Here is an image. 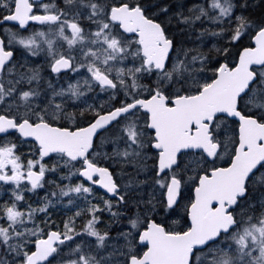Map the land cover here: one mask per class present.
Segmentation results:
<instances>
[{
    "label": "snow or ice",
    "instance_id": "6c2138e0",
    "mask_svg": "<svg viewBox=\"0 0 264 264\" xmlns=\"http://www.w3.org/2000/svg\"><path fill=\"white\" fill-rule=\"evenodd\" d=\"M253 7L0 0V264H264Z\"/></svg>",
    "mask_w": 264,
    "mask_h": 264
},
{
    "label": "trees",
    "instance_id": "16d2710c",
    "mask_svg": "<svg viewBox=\"0 0 264 264\" xmlns=\"http://www.w3.org/2000/svg\"><path fill=\"white\" fill-rule=\"evenodd\" d=\"M249 2L254 5L252 10L256 14H258L260 12L261 7H264V0H252Z\"/></svg>",
    "mask_w": 264,
    "mask_h": 264
},
{
    "label": "rangeland",
    "instance_id": "374dc122",
    "mask_svg": "<svg viewBox=\"0 0 264 264\" xmlns=\"http://www.w3.org/2000/svg\"><path fill=\"white\" fill-rule=\"evenodd\" d=\"M249 1H252V0H249ZM46 2H47V0H46ZM58 2H59V0H58ZM42 194V193H41Z\"/></svg>",
    "mask_w": 264,
    "mask_h": 264
}]
</instances>
